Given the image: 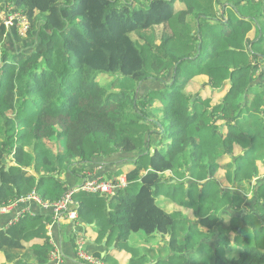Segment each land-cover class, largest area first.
<instances>
[{"label":"trees","instance_id":"1","mask_svg":"<svg viewBox=\"0 0 264 264\" xmlns=\"http://www.w3.org/2000/svg\"><path fill=\"white\" fill-rule=\"evenodd\" d=\"M237 3L243 4L248 15L237 17L231 11L229 17L207 21L195 55L179 57L170 72L153 78L162 80L173 74L164 90L150 89L136 99V89L150 77L144 71L143 50L130 34L139 32L137 38L149 41L153 26L172 21L170 0H152L141 10L121 0H0V9L12 7L26 15L31 23L29 35L37 32L39 36L34 50L11 52L6 45L7 27L0 20V103L8 107L14 120L10 123L0 111V205L15 204L34 191L44 201L60 200L68 189L65 174L83 178L82 164L123 154L124 160L135 164L126 174L129 185L140 179L142 186L135 196L127 193L129 185L115 197L105 195L109 203L103 205V212L110 235L117 231V240L125 242L140 230L148 234L171 231L172 214L155 198L162 177L167 182L188 181L189 197L190 185L194 190L197 182L201 192L209 189L210 194L225 195L223 182L220 190L208 187L216 173L223 175V181L227 176L232 185L251 180L252 171L242 170L238 159L231 162L236 158L233 146L237 141L225 136L222 124H236L244 111L259 113L264 106V83L252 86L257 76L264 80V0ZM238 21H248L253 27L244 43L226 30ZM166 42H148L147 49L155 57L163 56ZM186 62H192L191 66ZM99 73L109 75L104 78L106 87L95 78ZM112 76L125 79L114 83ZM191 82L201 83L194 94L187 89ZM207 86L213 87L211 95ZM165 99L169 103L162 105ZM166 117L169 128L163 123ZM145 155L149 157L146 169L142 164ZM226 155L231 163L225 162ZM30 171L35 174L28 175ZM82 192L75 194L80 206L74 209L79 218L87 219L97 208L79 200L86 197ZM231 196L227 205L235 211L230 213L232 222L252 213L251 209L242 212L244 196L237 192ZM199 199L196 212H210L212 206L226 203L216 196L206 207L208 200L202 194ZM37 219L42 216H24L0 232V254L5 259L0 264L16 260L21 264L24 231L28 222ZM201 223L214 235L217 246L227 245L228 239L216 237L222 224L219 217H205ZM38 226L43 227L42 222ZM233 250V256L219 258L216 264H264V236L252 235L245 246Z\"/></svg>","mask_w":264,"mask_h":264},{"label":"rangeland","instance_id":"2","mask_svg":"<svg viewBox=\"0 0 264 264\" xmlns=\"http://www.w3.org/2000/svg\"><path fill=\"white\" fill-rule=\"evenodd\" d=\"M121 1L123 3H132L135 8L141 10L145 9L152 0ZM238 1L239 0H170L174 10V17L172 21L158 25L157 27L153 26V28L149 30L151 35L149 41H147V38H137V35L140 34L139 32H132L130 36L143 50V54L146 58L144 71L146 75L150 77L149 80L144 81L143 85L140 84V86L136 89V94L138 92V96L139 94L141 96L150 89H158L157 92L164 90L162 88H164L166 80L171 78L173 74H167V77L162 80H156L153 78L161 77V75L168 69V72H170L173 69L172 66L174 65L175 67V65H177L176 62L179 57L187 56L188 58L195 55L196 46H198V43L205 32L207 21L210 23L216 21L217 19H222L223 16L229 17V15L233 12V14L237 17L248 15V12L243 10V4L239 5L237 3ZM244 3L246 4V0H244ZM10 9H12V7ZM5 10L7 9L0 10V16ZM254 10H256V7ZM226 30L229 35H232L240 43H244L246 37H249L252 34L253 27L248 21H238L234 28L227 27ZM174 33L176 36L172 37V34ZM208 34L211 36L214 35L211 32ZM190 37H196V40L190 39ZM162 39H167V53L163 47L164 55L155 57L152 51L147 49L149 48L148 42L158 43V41H161ZM191 63L192 62H186L188 66H191ZM107 76L109 75L104 73L95 75L97 81L100 80V86H105L104 78ZM112 78L114 83H118L120 80L125 79L123 77L116 76H112ZM106 84L109 86L110 81ZM142 86L144 87L142 88ZM200 86L201 83L191 82L188 86V90L191 94H194ZM212 88V86L206 87L208 95H211ZM126 89L129 88L126 87ZM168 92H170V89H168ZM168 103V99L161 102L162 105ZM155 109L157 108L152 106L151 110L154 111ZM0 111L9 117L8 119L10 123L14 122L13 117L11 116L12 114L9 113V109L5 104L0 103ZM154 112H156L155 114L160 115L158 110ZM253 116L257 118L256 113H254ZM163 123L166 128H169V117L163 119ZM164 141H169L166 136ZM260 153L261 147L259 144H256L255 149L250 154L251 160L256 162V159L258 157L260 158ZM258 161L262 162L260 160ZM148 163L149 157L145 155L142 159V164L145 169L148 167ZM134 167L135 164H125L119 170L118 174L122 175L130 172ZM242 170L244 169L242 168ZM252 172L254 174H259V167H254ZM216 176L221 179L223 177L221 173H216ZM216 176H214L208 187L214 190H220V180ZM207 177H209V173L207 174ZM106 178L107 180H114V176L112 175L106 176ZM192 181L197 182L195 179ZM197 183L198 185H193L194 190L192 189V185H190L192 196L189 197L186 194L188 181H186V183H180L178 180H174V183H172L169 181L167 182L165 177L161 178V182L156 188L155 198L157 204L162 209H164L167 213L172 214L173 226L171 231L167 234H160L158 232L148 234L145 230L133 232L130 239L125 243L128 242V245L135 250L136 262L142 259L144 261L143 264H216L219 258L223 259V257L233 256L235 253L233 249L237 250L238 246H245L247 238L250 239L252 235L254 236L257 234L259 237L264 236V222L262 221L261 223V220L264 219L263 203L258 205L259 214L254 215V212L252 211V213H249L245 219H241L239 217L235 220V222H232V218L229 215L227 219L219 217L222 224L219 226L220 228L218 227V234L216 236L217 238L220 237V239L225 242L227 239L228 241L227 245L225 243L222 247H219V245H213L211 243V239H214V235L207 227L202 225L201 220L205 217L211 219L217 217L214 216L211 211L196 212L198 211L200 204L199 195L202 194L204 201L208 200V202L205 203L206 207L209 206V203L214 200L216 196L224 198L226 203H231L232 196L230 192H226L225 195L222 193H220V195L210 194L209 189H207L208 192H206L207 190L201 192L199 186L200 182ZM141 186L142 181L140 179L131 182L129 188L127 189V193L131 196H135L140 191ZM86 194L87 193L82 192L81 195H85V198L96 197L94 195ZM101 196L105 197V195ZM109 200L110 203H115L116 201V199ZM215 208L216 206H212L211 209ZM229 224H233V226H230ZM78 234H80L79 231ZM238 236L239 241L236 240ZM217 247L219 248L218 250L216 249ZM126 262L130 264L131 260H127Z\"/></svg>","mask_w":264,"mask_h":264},{"label":"crops","instance_id":"3","mask_svg":"<svg viewBox=\"0 0 264 264\" xmlns=\"http://www.w3.org/2000/svg\"><path fill=\"white\" fill-rule=\"evenodd\" d=\"M39 42V36L37 32L33 33V36L22 37L19 35L15 26H12L7 32L6 45L11 52H30L35 49ZM264 59V57H263ZM264 70V68H263ZM264 80L257 76L252 86H262ZM189 86V85H188ZM256 88V87H253ZM188 89V88H187ZM255 90V89H252ZM255 95V92H252ZM221 97V96H219ZM218 97V98H219ZM253 112L248 110L244 111L242 117L233 123L232 125L222 124L225 136L229 139L234 138L237 142L233 146L236 158H233L231 162L238 159V164L244 170L252 171L254 167H259V174H254L252 179L235 184H231V179H228L224 175V181L220 177V183H224V192H237L239 195L245 197L242 212H258V205L264 203V106L262 111L257 114V118L253 116ZM221 123V122H220ZM256 144L261 147L260 158L258 157L256 162H253L250 158L251 152L255 149ZM123 155V154H122ZM122 155H114L110 158L95 159L90 164H82L85 176L83 178L80 175L73 173H67L64 175V182L67 190L77 188L86 179L101 177L107 180L106 176L112 175L113 179H117L124 173L119 175V170L125 165L130 164V161L124 160ZM242 160V161H240ZM258 160L262 161L259 162ZM230 162L229 157H225V162ZM240 161V162H239ZM237 164V165H238ZM248 172H245L247 176ZM35 174L30 171L28 175ZM210 176V174H209ZM110 179V178H109ZM174 183V181H171ZM228 185V186H227ZM202 185H200V188ZM252 194V198L249 199L247 193ZM212 194V193H211ZM40 195V194H39ZM64 195V194H63ZM63 195H61L63 197ZM76 197V196H75ZM107 196L103 197L100 194L96 197H81L79 200L83 201L87 205L96 206L97 212H91L87 219L73 220H56L53 214L52 208H44L39 203L30 200L26 202H17L12 205L6 212L0 211V232L8 230L12 225L17 224L24 216L38 217L42 216L41 220H36L33 223L28 222V227L25 229L24 240L22 241L21 254L18 260L21 264H49L51 251L53 249L54 242L63 252L67 264H91L81 260L77 254V239L79 237L77 228L83 227L80 232L86 237V250L98 257L101 264H128L126 261L131 260L130 264H143L141 259L136 262L135 250L122 240H117V231L110 235L109 230L111 226L106 224V214L103 212V205L108 204ZM58 200L54 198H48L46 202L54 203ZM76 207H79V201L75 199ZM75 205L72 206V209ZM233 209L228 205L225 208V212L231 217ZM35 214V215H33ZM48 218V219H47ZM30 220V219H29ZM27 220V221H29ZM42 222V226H38ZM103 226V227H99ZM132 234H130L128 240ZM217 237V236H216ZM211 243L216 245L217 240L211 239ZM49 250V251H48ZM40 251V252H38ZM4 253L0 254V262H4ZM13 261L11 264H16Z\"/></svg>","mask_w":264,"mask_h":264},{"label":"built area","instance_id":"4","mask_svg":"<svg viewBox=\"0 0 264 264\" xmlns=\"http://www.w3.org/2000/svg\"><path fill=\"white\" fill-rule=\"evenodd\" d=\"M7 10L3 11L0 20L5 24L7 30L12 26H15L18 30V33L22 37H27L31 29V23L26 15L21 12H15L12 9L6 8ZM1 10V9H0ZM129 185L126 175H122L115 180H104L101 177L86 179L80 186L74 189L67 190L63 197L57 202L50 203L42 200V198L34 191L27 197L20 199L18 202H26L33 200L39 203L44 208H52L53 214L56 220H73L78 221L79 213L77 210L72 209V206L75 205V194L83 191L90 194H102L107 195L108 197H115L118 193L126 189ZM12 205H0V211L6 212ZM35 215V214H33ZM53 249L51 251L49 264H65V257L62 250L54 243ZM77 256L91 264H101L100 259L93 256L86 250V237L84 234L80 233L77 239Z\"/></svg>","mask_w":264,"mask_h":264},{"label":"clouds","instance_id":"5","mask_svg":"<svg viewBox=\"0 0 264 264\" xmlns=\"http://www.w3.org/2000/svg\"><path fill=\"white\" fill-rule=\"evenodd\" d=\"M128 188V187H127ZM247 196L249 199L252 198V194L249 192L247 193ZM111 198V197H110ZM227 203H221L219 205V207L215 208V209H209V211H211L213 213L214 216L216 217H222L224 219L228 218V214L225 213L224 209L226 208ZM99 259V258H98ZM82 260V259H81ZM84 261V260H83ZM86 262V261H85Z\"/></svg>","mask_w":264,"mask_h":264},{"label":"water","instance_id":"6","mask_svg":"<svg viewBox=\"0 0 264 264\" xmlns=\"http://www.w3.org/2000/svg\"><path fill=\"white\" fill-rule=\"evenodd\" d=\"M139 91V90H138ZM137 95H138V92H137V94H136V99H137Z\"/></svg>","mask_w":264,"mask_h":264}]
</instances>
